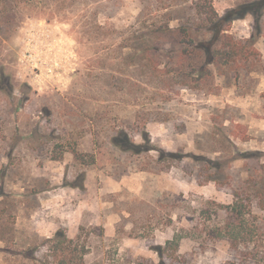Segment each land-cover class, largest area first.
Masks as SVG:
<instances>
[{"label":"rangeland","instance_id":"obj_1","mask_svg":"<svg viewBox=\"0 0 264 264\" xmlns=\"http://www.w3.org/2000/svg\"><path fill=\"white\" fill-rule=\"evenodd\" d=\"M257 1L0 0V264H32L9 251L60 228L86 264H158L159 247L166 264H264V6L229 29L258 54L199 81L118 47L138 18Z\"/></svg>","mask_w":264,"mask_h":264},{"label":"trees","instance_id":"obj_2","mask_svg":"<svg viewBox=\"0 0 264 264\" xmlns=\"http://www.w3.org/2000/svg\"><path fill=\"white\" fill-rule=\"evenodd\" d=\"M264 6V0L253 3H245L238 7L226 10L222 15L218 14L211 3L208 6L200 8V13L204 15V24H188L180 22L177 26H172L168 11L160 18L151 17L149 20H140L137 23L128 25L122 29L124 39L118 46L120 50L133 51L137 56L138 63L148 65L153 70L160 72L163 76L171 73L176 74L179 79L186 80L189 76H195L196 80H202L211 74V68L217 70L233 63L246 62L249 57L258 54L253 47L255 36L238 40L229 31L231 23L235 19L244 17L251 13L258 18V9ZM143 6V10H144ZM141 9V12H143ZM152 11H148L151 13ZM153 13V12H152ZM153 16V15H149ZM95 30L106 33L113 31L110 25H102L98 22L92 23ZM258 27H256L257 29ZM203 29L207 36L196 39L192 36L193 32ZM257 36V35H256ZM169 37H173L172 41ZM176 58L173 62L171 59ZM129 56L127 57V59ZM141 136L145 141V149H152L148 145L149 137L146 131H141ZM113 142L120 146V149L126 152L140 153L144 151L143 144L134 142ZM74 156L79 154L74 150ZM168 156L177 159V153H168ZM237 194V193H236ZM1 196V194H0ZM232 211L240 213V207L237 202L231 207ZM174 239L167 240L171 244ZM159 253L160 260L158 264H166L163 259L164 248L159 247L156 250ZM13 256H20L32 264H86L85 256L88 253V247L80 235L71 238L64 229H58L52 236L44 238L38 243L29 245L21 249L9 251ZM142 264V263H140ZM171 264V263H169Z\"/></svg>","mask_w":264,"mask_h":264}]
</instances>
